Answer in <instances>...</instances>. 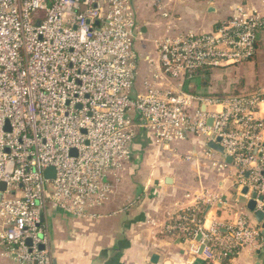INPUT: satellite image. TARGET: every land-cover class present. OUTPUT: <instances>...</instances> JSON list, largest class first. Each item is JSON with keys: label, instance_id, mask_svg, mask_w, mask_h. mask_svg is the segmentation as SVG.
<instances>
[{"label": "built area", "instance_id": "2783aa9c", "mask_svg": "<svg viewBox=\"0 0 264 264\" xmlns=\"http://www.w3.org/2000/svg\"><path fill=\"white\" fill-rule=\"evenodd\" d=\"M135 31L132 0H0V248L18 264H51L48 209L100 217L107 177L130 159L139 131L162 152L191 138L215 143L230 164L212 149L205 159L232 166L237 192L247 188L245 202L264 214V99L186 91L204 71L250 60L264 14L239 8L210 33L154 40L158 66L137 96ZM193 200L169 225L186 254L230 263L258 247L261 229L246 214L206 228L201 214L217 197L201 191Z\"/></svg>", "mask_w": 264, "mask_h": 264}, {"label": "crops", "instance_id": "0c3cea01", "mask_svg": "<svg viewBox=\"0 0 264 264\" xmlns=\"http://www.w3.org/2000/svg\"><path fill=\"white\" fill-rule=\"evenodd\" d=\"M135 18L134 52L137 76L133 95L146 92L158 66L153 41L193 32L210 33L237 14L239 8L255 9L264 14V0H161L158 10L148 0H132ZM166 14L168 17H163ZM257 53L243 67L246 85L264 99V32L257 35ZM260 75V76H259ZM205 77H197L186 87L195 92L194 82L203 85ZM163 82L161 89H169ZM227 89L228 84L222 86ZM208 92L196 93L207 95ZM254 93V92H251ZM264 114V104L262 105ZM209 144V143H208ZM201 139L191 138L173 143L168 152L160 151L148 136L139 131L131 144V157L118 171L107 177L108 199L92 220L73 218L60 210L48 209L46 226L50 240V261L56 264H210L198 261L185 252L184 240L169 229L171 220L195 203L193 195L207 191L217 197L215 206H207L201 214L205 227L227 225L234 212L246 214L254 226V211H249L243 191L237 192L233 167L213 166L203 156L208 147ZM192 155L195 158H190ZM213 159L230 164L221 153ZM0 224V231L2 230ZM0 264H18L0 248ZM264 264V234L260 232L256 249H242L230 263Z\"/></svg>", "mask_w": 264, "mask_h": 264}, {"label": "trees", "instance_id": "16d2710c", "mask_svg": "<svg viewBox=\"0 0 264 264\" xmlns=\"http://www.w3.org/2000/svg\"><path fill=\"white\" fill-rule=\"evenodd\" d=\"M258 35V34H257ZM257 44V39H256ZM257 47L255 49L254 56L245 62H241L236 65L222 67L212 70H207L199 74L201 77H205L203 80V85L209 87V96H238L252 94L251 92L256 93L255 91L250 90V93H244L241 91V87L246 85V81L243 76L242 69L246 66L247 63L253 61L256 57ZM201 72V71H200ZM228 84V88L224 89L222 86ZM241 86V87H240ZM264 97V96H263Z\"/></svg>", "mask_w": 264, "mask_h": 264}, {"label": "water", "instance_id": "95a60500", "mask_svg": "<svg viewBox=\"0 0 264 264\" xmlns=\"http://www.w3.org/2000/svg\"><path fill=\"white\" fill-rule=\"evenodd\" d=\"M208 147L218 153H223L222 149L220 147H218L215 143L210 142L208 144ZM228 161H230V158L227 159ZM44 177L46 179H52L53 178V170L52 169H48L45 171L44 173ZM5 186L3 184L0 185V192L4 191ZM247 191V188H245L243 190V192L245 193ZM248 209L249 211H253L254 210V203L253 201H250L248 204ZM255 221L260 225V229L262 234H264V214L262 212H257L255 213ZM51 264H56L55 261H51Z\"/></svg>", "mask_w": 264, "mask_h": 264}, {"label": "rangeland", "instance_id": "374dc122", "mask_svg": "<svg viewBox=\"0 0 264 264\" xmlns=\"http://www.w3.org/2000/svg\"><path fill=\"white\" fill-rule=\"evenodd\" d=\"M264 73V68H262L261 70H260V72H259V74L260 75H262ZM259 75V76H260ZM263 76V78H264V74L262 75ZM196 81L198 80V79H195ZM194 85H195V92L196 93H203V92H209V87H206V88H202L200 85H199V82H194Z\"/></svg>", "mask_w": 264, "mask_h": 264}]
</instances>
